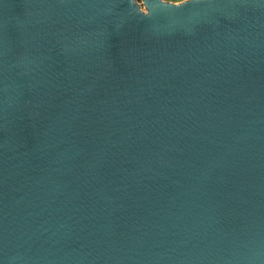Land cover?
Segmentation results:
<instances>
[{
    "label": "water",
    "instance_id": "obj_1",
    "mask_svg": "<svg viewBox=\"0 0 264 264\" xmlns=\"http://www.w3.org/2000/svg\"><path fill=\"white\" fill-rule=\"evenodd\" d=\"M0 264H264V0H0Z\"/></svg>",
    "mask_w": 264,
    "mask_h": 264
},
{
    "label": "trees",
    "instance_id": "obj_2",
    "mask_svg": "<svg viewBox=\"0 0 264 264\" xmlns=\"http://www.w3.org/2000/svg\"><path fill=\"white\" fill-rule=\"evenodd\" d=\"M173 1H181V0H173Z\"/></svg>",
    "mask_w": 264,
    "mask_h": 264
},
{
    "label": "rangeland",
    "instance_id": "obj_3",
    "mask_svg": "<svg viewBox=\"0 0 264 264\" xmlns=\"http://www.w3.org/2000/svg\"><path fill=\"white\" fill-rule=\"evenodd\" d=\"M171 1H173V0H171Z\"/></svg>",
    "mask_w": 264,
    "mask_h": 264
}]
</instances>
